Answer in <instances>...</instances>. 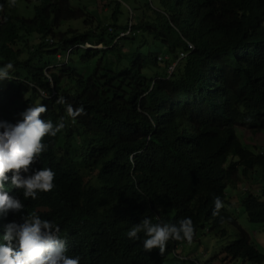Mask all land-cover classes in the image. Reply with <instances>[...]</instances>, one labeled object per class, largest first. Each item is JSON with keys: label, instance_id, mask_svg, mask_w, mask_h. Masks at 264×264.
<instances>
[{"label": "clouds", "instance_id": "obj_1", "mask_svg": "<svg viewBox=\"0 0 264 264\" xmlns=\"http://www.w3.org/2000/svg\"><path fill=\"white\" fill-rule=\"evenodd\" d=\"M250 1L264 6V0H0V264H111L81 257L89 238L68 213L76 198L93 213L131 196L145 198L155 220L142 217L126 232L141 240L146 254L116 264L135 258L139 264H208L186 256L183 247L209 251L211 236L221 250L208 255L210 264H264V175L253 171L264 165V58L258 63L251 51L231 58L200 51L224 42L221 34L247 19ZM44 24H58L49 44L71 33L44 67L48 76L65 67L82 78L95 76L118 44L116 68L102 82L132 87L136 100H112L109 93L106 122L86 116L80 100L63 113L51 106L48 100L69 93L65 80L49 95L29 76L32 57L16 49L26 42L21 30ZM101 25H109L111 46L90 34ZM254 34L250 47L264 50V7ZM74 57L85 65H75ZM157 84L168 93L162 102L154 94ZM213 139L227 153L223 168L230 174L223 181L201 153ZM165 178L186 185L211 180L206 192L213 200L170 203L171 195L156 196ZM238 209L261 226L256 239Z\"/></svg>", "mask_w": 264, "mask_h": 264}, {"label": "trees", "instance_id": "obj_2", "mask_svg": "<svg viewBox=\"0 0 264 264\" xmlns=\"http://www.w3.org/2000/svg\"><path fill=\"white\" fill-rule=\"evenodd\" d=\"M263 5L258 4L254 1H250V6L247 8L248 17L245 21L239 23V26L231 32L229 35L221 34L226 40L219 44L210 45L207 48H201L200 51L207 53L213 57L221 58L223 54L227 58L234 56L239 50L251 53L257 57L258 63L260 59L264 58V50L258 51L250 46H254L257 43L254 31L260 26L263 17ZM119 21L120 16L117 15L113 18ZM116 24H113L114 26ZM109 25H101L98 27L97 32L90 34H98L94 40L97 43H103L106 46H111L114 41V36L106 35L105 31L108 29ZM137 26H141L139 21ZM58 24L48 25L44 24L36 27H25L20 31V39H26V42L22 44H17L16 49L22 52H28L32 57L31 61V74L33 81L37 87L42 88L49 95L53 91H58L60 88V83L65 80L66 86L69 88V93L65 96H57L53 102L48 100L51 106L58 108L62 113L66 110L67 104L75 103L80 100L85 108L86 116H94V120L99 122H106L105 114L109 110L108 97L109 93L112 100H121L126 102H134L136 100V91L132 87L121 85L113 80L107 82L108 86L103 84V79L110 76L115 70V63H112V58L117 55L119 48L118 44L113 46L107 53H112V58L109 60L103 70L96 74L95 76L86 75L85 78L80 77L70 67H65L60 74H50L49 76L43 71L51 61H55L58 48L57 46L62 45L64 42L68 43L69 37L67 35H62L58 44H49V38H55L56 30ZM111 27V26H110ZM64 51V50H62ZM133 55L129 52V57ZM120 58L117 60L121 62V57L123 54L118 55ZM126 58V59H128ZM255 65L249 61V67L253 68ZM54 83V88L50 86ZM261 83L264 84V81ZM80 89L79 95L76 99H71L75 93ZM36 91V90H35ZM154 94L162 102L167 96L165 87L161 84H157L154 89ZM59 98H63L64 104L58 102ZM103 116V117H102ZM215 140L213 139L212 144L207 145L201 149V153L204 156V160L210 165L211 172L213 176L221 181L229 178L230 169L225 170L223 168L224 163L227 161V153L223 147H217L213 144ZM231 150L236 152L238 148L231 147ZM258 175H264V165H259V167H254L253 170ZM204 175L202 178H205ZM197 179L191 184L186 185L182 182H168V179L161 181L163 184L160 185L156 192V196L164 193L171 195L172 202L183 203L185 198L189 201L191 200H213V198L207 196L206 189L213 187L211 180L201 181ZM158 198V197H157ZM158 201L160 199L158 198ZM188 201V202H189ZM73 204V203H72ZM146 199L138 198L137 200L131 196L125 201V203L116 201V204L106 203L104 206L91 213L89 206L85 199L76 198V204H73V209L68 213L69 218L72 220L73 224L77 227L80 234L89 238L86 242L87 246L80 252L82 258L87 261H92L95 258L99 259L106 258L111 261V264H116L115 260L124 257L134 256L135 254H146L144 251L141 240H131L127 237V230L134 224L139 223L142 217H148L152 221L155 220V210L151 207L145 206ZM186 206L180 207L183 209ZM66 211H68V202H65ZM86 210L87 212H84ZM67 214V213H66ZM101 232L100 237L97 233ZM142 236V233L139 234ZM142 251V252H141ZM149 254H153L150 253ZM146 260L145 258H142ZM101 261V260H100ZM129 264H139V259L135 258L130 261Z\"/></svg>", "mask_w": 264, "mask_h": 264}, {"label": "rangeland", "instance_id": "obj_3", "mask_svg": "<svg viewBox=\"0 0 264 264\" xmlns=\"http://www.w3.org/2000/svg\"><path fill=\"white\" fill-rule=\"evenodd\" d=\"M122 19H126V15L122 17ZM76 27L79 29V30H85L86 28H82L80 27V24L77 23L76 24ZM74 64L77 65L78 67H83L85 65V63H83V61L81 60V58H78V57H74ZM229 192H232V189L229 188ZM236 196V195H234ZM237 214H238V217L241 218L242 220V224H243V227L250 233V235L256 239V234H259L258 233V228H260L261 226L260 225H257V224H252L250 223L247 219H245L244 217V213L241 211V209H238L237 210ZM211 241H208L207 245L209 244H212L209 248V251L208 250H201V249H196L195 251H191L190 249V246H188L187 244L184 245L183 247V251L185 253L186 256H189L191 254H194L196 255L202 262H207L208 264H210V260L211 258L208 256L209 254H219L220 253V248H217L216 247V244L214 242L215 240V236H211ZM259 249L264 252V249L259 247ZM212 255V256H214ZM186 264H192L190 262H187ZM237 264H242V261H239Z\"/></svg>", "mask_w": 264, "mask_h": 264}]
</instances>
